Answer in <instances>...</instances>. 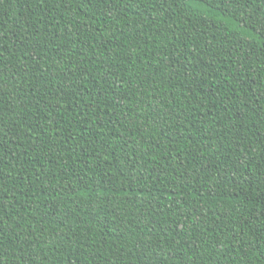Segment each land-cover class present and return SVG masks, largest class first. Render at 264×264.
Returning a JSON list of instances; mask_svg holds the SVG:
<instances>
[{
	"label": "trees",
	"instance_id": "1",
	"mask_svg": "<svg viewBox=\"0 0 264 264\" xmlns=\"http://www.w3.org/2000/svg\"><path fill=\"white\" fill-rule=\"evenodd\" d=\"M37 2L4 0L0 4V32L29 35L33 41L39 40V46L44 49L40 66L46 77L40 79L27 70L21 73L23 79L13 77L11 72L6 77L22 88L24 99L22 111L9 107L7 99L3 102L4 119L13 122L14 130H20L15 140L7 138L11 151L7 147L4 149L3 164H0L3 174L10 172L15 181L14 185L13 181L8 182L7 193L0 192V201L10 213L4 225V242L15 249L13 252V247H9V258L3 264H20L14 257L19 256L22 246H38V241L44 242L53 232L67 236L70 228L75 230L79 243L85 245L80 248L74 244L76 253L69 257L70 264H135L134 257L125 255L120 245L124 244L126 251L129 232L143 228L147 233L153 225L156 236L168 238L162 239L164 248L188 249L186 254L178 253L176 259H170V264H205L209 253L211 264H264V255H261L264 252V243H261L264 239V215H260L264 208V193L249 196L253 190L260 193L264 189V179L259 184H244L243 188H237L234 181L239 179V173L235 168L222 175L215 171L217 165L212 164V160H223L225 153L231 163L235 156H242L244 148L252 150L254 143L259 142L258 138L264 136V126L259 121V104L256 103V97L264 90V75L261 74L264 49L247 37L255 18L250 20L245 15V12L256 9L258 3L253 4L249 0L244 6L242 0H238L240 7H232L226 6L227 0H194L203 4V8L179 12L175 17L176 24L158 36H155L154 25L144 23L134 15L139 12L135 6L128 8L127 20L121 15L116 22L98 12L93 27L98 30L99 40L87 35V30L81 31L79 37L72 35L69 40L63 33L73 32L71 26L65 28L61 22L60 27L54 29L49 25L53 16L59 18L62 9L54 7L51 0L39 7ZM174 6L180 8L179 3ZM140 7L146 9L142 16L150 19L151 11L147 5ZM78 12L85 22H89L83 9ZM24 25L29 32L20 31ZM205 27L207 35L197 39L195 34L202 33ZM125 29L142 32L138 46L129 49L122 35ZM53 31L62 39H50ZM173 31L181 36L185 32L192 35L182 45L174 47ZM193 40L200 45L199 48ZM86 41H91L92 45L103 42L104 46L91 47ZM206 44H211L214 51L207 49ZM164 45H167V51H164ZM27 50L31 56V47ZM180 52L184 55L181 56ZM216 52L220 53L219 56L215 55ZM161 54L179 57L181 63L185 57H190L189 72H198L203 67L201 60L208 63L211 58V66L201 73L204 83L196 99L192 93L185 96L188 81L183 76L176 78L172 85L158 76L156 87L151 79H143V74L160 71L157 62ZM129 55L131 61L128 60ZM26 59L17 53L4 61L5 69L15 72ZM28 67H32L30 60ZM160 68L164 65L161 64ZM175 68L179 69L180 63L175 64ZM70 71H75L80 77L77 83L83 93L81 97H65L58 91L64 73ZM138 79L142 83H138ZM118 86L129 98L120 124L112 119L114 113L103 104L97 107L95 103ZM138 90L140 94L134 98L133 94ZM154 90L159 93L155 102L163 101L160 105L163 132L149 123L154 118L151 108L153 96L149 93ZM15 92L13 87V94ZM5 95L7 97V93ZM89 104L95 110L94 114L89 111ZM173 112L184 120L188 133L183 135L187 139H182L175 132L168 135L172 126L178 124L172 119ZM75 113H88L89 123L70 126V119L83 118ZM241 113L248 117L244 123H239ZM163 120L169 123L164 124ZM133 121L141 128L128 131ZM190 121H195V126ZM114 124L118 131L113 128ZM197 128L201 131L198 132ZM240 136H244V140L238 144ZM142 139L152 141V147L145 149L147 155L143 160L138 155L130 158L139 160L147 171L141 172L144 180L129 189L125 177L119 174L122 169L114 165L125 151L121 147L125 140L129 141L130 151L133 146L144 149L140 143ZM193 140L199 149L193 153L196 159L188 155ZM33 141L43 146L44 151L40 152L35 145L30 148ZM217 146H221L219 153L213 151ZM71 149L75 151L71 152ZM201 153L210 156L208 166L212 171L207 174L197 171L204 163L200 159ZM153 155L155 159H152ZM34 157L42 161L43 168ZM218 166L221 169L225 167L223 164ZM37 170L41 173L39 177L35 175ZM123 170L127 172V169ZM240 171L251 176L254 170ZM147 173H151V177ZM256 176L264 174L257 172ZM146 185H154L151 194ZM174 188L177 189L175 194ZM120 189L137 194L128 197L112 195ZM197 193L201 198L193 207L192 197ZM241 198H244V203L236 204ZM225 208L232 211L227 215L221 213L223 218L217 220L216 212ZM8 225L12 227L8 228ZM180 225L185 231L178 235L175 229ZM17 226L21 229L20 238L12 239L18 235ZM198 236L202 238L197 239ZM193 240H196L195 245ZM35 264H42V261L37 260Z\"/></svg>",
	"mask_w": 264,
	"mask_h": 264
},
{
	"label": "snow or ice",
	"instance_id": "2",
	"mask_svg": "<svg viewBox=\"0 0 264 264\" xmlns=\"http://www.w3.org/2000/svg\"><path fill=\"white\" fill-rule=\"evenodd\" d=\"M4 0H0V4H2ZM50 0H38L37 6L40 5H47L49 4ZM223 2V0H222ZM249 0H242L244 6L248 4ZM253 4L258 3V7L254 9L252 12H245V15L248 16L250 20H253L252 30L247 32V37L253 41L254 45L259 44L262 49H264V0H251ZM51 3L54 7L61 8L62 11L59 14V18L56 19L53 16V19L49 21V25L56 29L60 27L61 22H63V26L66 28L71 26L74 31L71 33L64 32L63 35L67 36L68 39H71L72 35L77 37L80 36L81 31L87 30V35L92 36L93 38L99 40V33L93 25L96 22L97 13L99 12L101 15H104L106 19H110L114 22L118 21L121 15H123V19L127 20V10L131 6H135L139 9V12L134 13L137 15L139 19L143 20L144 23L152 24L155 26V36H158L160 32L167 33L173 24H176V15L179 12H187L191 11L192 8L198 7L203 8V4H197L194 0H51ZM179 3L180 8L177 9L174 5ZM123 4V7L121 5ZM140 5H147V8L151 11V18L145 19L142 16V13L146 11V9L141 8ZM226 6L232 7H240L238 0H227ZM83 9L85 15L88 17L89 22H85L79 15L78 10ZM95 9V10H94ZM51 11V9H49ZM195 16L196 13H193ZM171 20V24H168V21ZM164 25H167L164 27ZM43 28L44 25H41ZM103 27V25H102ZM195 28V25H193ZM21 32L27 33L29 29L27 25H24L20 29ZM31 31H36V29H31ZM207 27L204 28L202 33H196L197 39L201 36L207 35ZM39 35V33H38ZM125 37V43L128 44L129 49L134 46H138L140 42V38L142 37V32L140 30H128L122 33ZM174 37V47L176 44H183V42L189 39L192 33L185 32L183 36L177 34L175 31L172 32ZM155 36L153 37L155 39ZM50 39L60 40L62 39L61 35H57L56 31H53L50 34ZM74 43V41H73ZM89 46L91 47H103V42H100L96 45H92L91 41H86ZM193 43L196 44V41L193 40ZM39 40L33 41L30 39L29 35L23 36H16L10 33L0 32V164H3L4 160V149L7 147L9 151H11V146L8 144L7 138L12 137L15 140L20 135V130L13 129L12 121L5 120L3 116V112L5 109L4 101L7 99L8 106L12 107L13 110L16 108H20L21 111L23 110V99L24 97L21 95L22 88L18 85L14 84V81H10L6 79L9 72L12 73L13 77L20 76V79H23L21 73L25 70L28 72H32L35 76H38L40 79H45V74L40 66V57L41 53L44 51L42 47L39 46ZM23 45V47H21ZM31 47L32 55H29L28 48ZM196 47H200L199 44H196ZM205 47L209 50H212L211 44H206ZM164 51H167V45L163 46ZM121 51L123 48L121 47ZM203 52L204 49L201 48ZM7 53V55H6ZM19 53L22 58H27L24 62L20 65V67L13 72L12 69H5L4 61L6 59H11L12 56ZM219 52H216L215 55L219 56ZM119 55V54H118ZM180 55L183 56L184 53L180 52ZM204 55H207V52H204ZM32 62V67H28V61ZM128 60L131 61V56H128ZM119 62V61H117ZM180 63V68H175V64ZM191 63L190 57H185L183 63L180 62L179 57H165L163 54L160 55L159 61L157 62V68L160 69L159 72L154 71L151 74H143V79H151L154 87H156L157 77L159 76L161 80L169 85H172L174 80L180 76H183L188 81V88L185 93L187 96L189 93L193 94V99H196L198 95V91L202 89L204 81L201 78V73H205V70L211 66V58L209 59L208 63H204L203 67L200 68L198 72H189V68L187 65ZM163 64L164 68H160V65ZM78 67V65H77ZM243 67V65H241ZM164 69H167L165 71ZM239 71V69H237ZM261 74L264 75V63L261 64ZM114 75V74H113ZM75 77V79H73ZM227 79V77H225ZM80 80V77L77 76L75 71H70L68 73H64L63 80L60 81L61 87L58 90L62 93L65 97L71 95L73 98L81 97L83 95L82 91L80 90V86L77 81ZM138 83H142L141 79L137 80ZM51 83V81H49ZM130 83V81L128 82ZM99 87V85H94ZM13 87L16 88V92L13 94ZM50 91H56L54 89H50ZM7 93V97L6 94ZM91 90H89V95H91ZM139 90L137 93L133 94V97H137L139 95ZM149 95L153 96V103L151 105L153 117L150 119L149 123L153 125L155 128H160L163 132L164 128L161 127L162 121V108L161 104L163 101H159V103L155 102V96H158V91L149 93ZM59 99V97H57ZM129 98L123 93V91L117 87V89L111 92L109 95H102L101 98L95 101L96 106L99 107L101 104L104 105L105 108H108L112 113H114L112 119L116 121L117 124L122 123L120 117L124 115V107L127 105V100ZM264 90H262L261 94L256 97V103L259 104V121L262 126H264ZM136 103L139 104V100H136ZM172 103H175L173 100ZM89 111L94 114L95 110L92 108V105H87ZM171 107V105H169ZM193 111H195V106L193 107ZM210 115V111L208 113ZM76 116H81V120L70 119L69 125L73 124H88L89 123V114L88 113H75ZM19 117H17V120ZM172 119L176 120L178 124L173 125L171 130L168 132V135H172L175 132L176 135L181 136L182 139H187V136H184V133H188V129L184 127V120L179 118V115L175 112L172 113ZM206 119V116L204 117ZM248 117L246 114L241 113L239 116V123H244L247 121ZM164 124H168V120H163ZM190 123L195 126V121H190ZM233 123H236L234 121ZM115 129V124L113 125ZM133 128L140 129L141 125L136 123L135 121L132 122V125L129 127L128 131H132ZM118 131V129H115ZM197 131H201L200 128H197ZM211 131V129H209ZM243 131V130H240ZM239 135V132L237 133ZM71 138V134L69 135ZM83 138V136H82ZM123 139V136L121 137ZM244 140V136H240V139L237 143H241ZM258 143H254L252 150L248 148H244L242 150V156L248 157L247 159L242 158V156H235L234 160L230 163L227 154L225 153V158L223 160H212V164L217 165L215 171L220 172L222 175L225 172L230 171L232 168L236 169V172L239 173V179L234 181L237 188H243L244 184H259L261 179H264V176L257 177L256 173L264 174V136L258 138ZM144 145V149L139 148L138 146L131 147L129 149V141L125 140V143L121 146L122 149H125L123 154L117 158V163L114 167H120L122 170L120 171V175L125 177L128 188L131 189L133 184H139L144 180V177L141 175V172H146L147 170L143 167V165L139 162V160L131 159L132 155H138L140 160L144 159V156L147 155L145 149L152 147V141L150 139H142L140 141ZM215 144V141L211 142ZM35 145L36 148L39 149L40 152L44 151L43 146L36 144L33 141L29 144V147L32 148ZM196 141H191L190 144V151L188 153L189 156H192L193 159H196L194 152H198L199 149L195 147ZM208 146V145H206ZM228 147H231V144H228ZM156 148L159 149L160 145L157 144ZM75 149H71V152H74ZM214 152L219 153L221 151V146H217L213 149ZM37 162L41 164L43 168L42 161H39L38 157H34ZM62 158V157H61ZM156 157L153 155L152 159ZM69 159H71V153L69 155ZM200 159L204 161L201 167L197 170L200 173H209L212 169L208 166V160L210 156L207 154L201 153ZM170 162V161H169ZM223 164L225 167L221 169L218 165ZM62 167V166H61ZM123 169H127L125 172ZM240 169H244L245 171L252 169L251 176H245ZM4 169L0 167V192L7 193L9 191L8 182L13 181V185L15 181L11 173L3 174ZM149 177H151V173H147ZM235 174V173H234ZM35 175L38 177L41 175L39 170L35 172ZM35 183V181H33ZM223 183V181H221ZM183 185H181L182 187ZM67 187V186H66ZM149 194L152 192V186H147ZM177 189H173V194H175ZM247 193L248 189H244ZM261 193H264V189H261L260 193L255 192L253 190L249 193V196H261ZM103 194V193H102ZM135 191L120 189L118 192H113L112 195H119L121 197H128L129 195H136ZM183 195V193H181ZM201 198V194L197 193V195L192 197V206L195 207V201ZM264 198V197H262ZM179 200V197H177ZM149 203H152L151 201ZM244 198H241L236 201V204H243ZM251 203V200H249ZM10 206V205H9ZM171 206V205H170ZM254 206V205H253ZM183 207V204H181ZM235 208V205H233ZM229 211L232 209L225 208L220 209L216 212L217 220L223 218V215H227ZM8 213L5 210V204L3 201H0V264H3L4 260L9 258V247H13L11 244L5 245V237H6V229L4 225L7 224V216ZM260 215H264V208L261 209ZM138 225L140 221H137ZM195 225V221H193ZM12 225H8V228H11ZM198 227V225L196 226ZM213 229L212 231H214ZM17 234L16 236L12 237V239H19V234L21 233V229L17 226ZM177 234H181L185 231L184 226L180 225L177 229H175ZM155 232V225H153L152 229L149 232H144L143 228H139L138 231L129 232L128 236V247L125 251V245L121 244L120 249L122 252L126 254H131L134 257L135 264H170V259H176L178 253H187V248H179L176 249L174 247L164 248L162 245V239L167 240V237H158L154 234ZM239 229H237V233ZM210 234V233H209ZM202 236H198L197 239H201ZM261 243H264V239L261 240ZM38 246L29 245L28 248H24L23 246L20 249V254L18 257H14L15 259H19L20 264H35L37 260H41L42 264H61V260H63V264H70L69 257L76 253V247L74 244L78 245L80 248H84V244L79 243V239L76 236V232L74 229H69V234L67 236L63 234H57L55 232L52 233L50 237H48L44 242H37ZM192 244H196V240L192 241ZM215 246V245H213ZM47 248V250H46ZM15 251L13 247V252ZM68 255H65V254ZM264 255V252L261 253ZM123 259V256L121 257ZM182 258V257H181ZM79 257H77V262ZM205 264H211V253H209V259L205 261Z\"/></svg>",
	"mask_w": 264,
	"mask_h": 264
}]
</instances>
